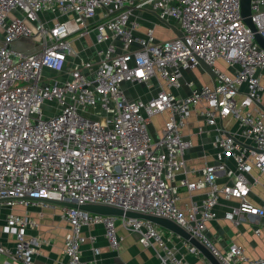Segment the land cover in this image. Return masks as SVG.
I'll return each instance as SVG.
<instances>
[{
	"label": "built area",
	"instance_id": "2783aa9c",
	"mask_svg": "<svg viewBox=\"0 0 264 264\" xmlns=\"http://www.w3.org/2000/svg\"><path fill=\"white\" fill-rule=\"evenodd\" d=\"M142 11L171 20L182 40H156L152 30L135 35ZM249 12L254 33L242 22L239 0H0V210L7 211L2 233L12 241L0 243V264H33L39 241L27 236L37 227L28 209L40 215L48 201L163 218L218 264H264V256L248 259L233 244L217 250L204 233L221 201L236 202L222 215L233 225L249 223L258 235L264 223V186L249 175L254 169L264 177V51L253 38L264 40V0H250ZM89 33L92 55L82 58L72 44ZM24 40L29 51L13 49ZM218 60L229 73L215 67ZM197 61L210 68L213 84L176 96L182 71L199 68ZM157 79L166 90L148 100L129 99L122 89ZM190 112L202 124L197 133H216L214 163L192 182L182 173L189 142L181 131ZM163 113L160 137L152 140L150 119ZM226 118L238 130L232 138L217 126ZM256 185L263 187L258 204L249 201ZM179 189L203 191V198L179 209ZM15 206L21 214L11 212ZM60 210L67 230L59 264H87L81 230L92 226L102 228L111 250L122 228L154 249L159 264H189L173 236L147 221Z\"/></svg>",
	"mask_w": 264,
	"mask_h": 264
},
{
	"label": "crops",
	"instance_id": "0c3cea01",
	"mask_svg": "<svg viewBox=\"0 0 264 264\" xmlns=\"http://www.w3.org/2000/svg\"><path fill=\"white\" fill-rule=\"evenodd\" d=\"M49 16H45L47 18ZM140 26L135 35H142L147 30H152L153 37L156 40H166L173 37L171 31L165 27L153 13L149 11H142L136 13ZM171 26L176 28L175 24L171 20H166ZM92 38L93 34L89 33L82 39L74 41L72 44L73 50L77 51L82 58H91L92 55ZM14 46L13 49L26 51L25 46L29 45V41H23ZM24 47V48H22ZM219 61V60H218ZM216 61V62H218ZM215 62V63H216ZM221 62V61H219ZM223 63V62H222ZM224 64V63H223ZM215 65V64H214ZM216 67V66H215ZM217 68V67H216ZM220 70V69H219ZM225 73H229L225 67ZM223 72V71H222ZM158 83V86L157 84ZM185 84V85H184ZM189 84V86H186ZM146 87L145 98L138 96L142 100H148L150 97L160 89L166 90L162 81L157 79L153 80L150 84H138ZM212 82L208 75H206L201 68H193L191 70H183L181 76L180 89L175 91V95L184 97L189 94L191 89H198L201 86H211ZM125 86V85H124ZM130 99V98H129ZM133 99V98H131ZM135 99V98H134ZM160 118V127L155 128L150 119L148 126V133L152 140H156L160 137L163 122L166 119V115H155L151 118ZM202 124L196 119L194 112H190L185 121V125L181 131L182 136L189 142V148L184 154V173L188 182L194 181L204 165L213 164V149L210 145L212 139L216 133L209 129H203L200 134L197 133V128ZM221 133L224 136L231 137L236 136L238 130L237 127L230 119H223L217 124ZM226 168L233 169L232 164L226 160ZM250 177L256 178L257 182L264 186V177L259 175L256 170L251 169L249 172ZM182 177V174L176 176V180ZM219 182L226 181L225 179H218ZM263 187L256 185L251 188L252 195L249 198L254 204H258L261 199ZM203 191L186 192L184 189H179L178 200L175 205L177 208L182 209L184 204L188 201L199 203L203 198ZM235 201H221L219 206L215 209L216 217L213 221L205 225L204 233L215 248L221 252L227 250L228 246L233 244L241 247L243 254L248 259H255L264 256V223L259 225L260 232L258 235L253 234L252 225L249 223H241L238 226L224 220L222 218L223 212L226 206H234ZM60 203L51 204V208H42L40 215H37V209L29 208L28 215L36 222L37 227L33 231H28L27 236L35 237L39 241L38 250L33 257V264H59L60 251L62 248V239L67 230V224L60 218L61 213ZM23 208L15 206L11 212L14 214H21ZM5 209L0 210V243L10 247L12 245L11 239L6 237L2 233L3 217L6 214ZM159 228V227H158ZM159 230L165 236H173V242L175 243V249L178 255H182L183 259L189 264H207V261L197 252V255L186 254L185 249L181 246V241H184L177 236L169 233L168 231L159 228ZM117 235L121 238L119 247L116 250H111L107 247L103 238V231L100 226H92L82 228L81 235L85 238L84 244L80 248L81 258L87 264H159L154 249L150 247L141 246L137 242V236L133 233H129L122 228H117ZM90 237L94 238L93 242L89 241ZM177 237V239L175 238ZM185 242V241H184ZM187 243V242H186ZM188 244V243H187ZM97 248L99 250L98 256H93L91 248Z\"/></svg>",
	"mask_w": 264,
	"mask_h": 264
},
{
	"label": "water",
	"instance_id": "95a60500",
	"mask_svg": "<svg viewBox=\"0 0 264 264\" xmlns=\"http://www.w3.org/2000/svg\"><path fill=\"white\" fill-rule=\"evenodd\" d=\"M249 5H250V0H239V13L240 17L242 19V22L244 25L254 33L253 26L250 23V12H249ZM154 16H156L153 13ZM156 18L165 26L167 27L173 36L177 39L182 40L180 32L171 26L166 20L160 19L156 16ZM254 41L257 44V46L264 51V40L261 39L258 35L254 34L253 35ZM199 68L208 75L210 78L212 84H213V74L208 66H206L204 63L201 61H197ZM247 149H250L247 147ZM50 204H55L57 202L55 201H48ZM61 206H65L71 209H77L86 213H92L96 215H101V216H113V217H124L128 219H141L144 221H147L159 228H162L169 233L177 236L178 238L184 240L187 242L190 246H192L206 261L208 264H218L215 259L208 253V251L201 246L197 241L192 239L186 232H184L180 227L175 225L174 223L163 219V218H158V217H153V216H148V215H142L134 212H129V211H122L120 209H115L107 206H100V205H80L76 206L73 204H65V203H60Z\"/></svg>",
	"mask_w": 264,
	"mask_h": 264
},
{
	"label": "rangeland",
	"instance_id": "374dc122",
	"mask_svg": "<svg viewBox=\"0 0 264 264\" xmlns=\"http://www.w3.org/2000/svg\"><path fill=\"white\" fill-rule=\"evenodd\" d=\"M22 43H24L22 41ZM14 47H19L18 46H14ZM25 47H28L26 48V51H29L31 49V45L29 44L28 46H25ZM24 48V47H22ZM215 66L220 69L221 71L223 72H226L225 71V67L227 68V66H225V64H223L222 62H216L215 63ZM122 89L124 90L125 94L127 95L128 98H136L138 96H142L141 98H145V95H146V87L142 86V85H123L122 86ZM236 100L238 101L239 100V97L236 96ZM49 106H54V103H50ZM160 118L159 117H154V118H151V123L152 125L155 127V128H159L160 125Z\"/></svg>",
	"mask_w": 264,
	"mask_h": 264
}]
</instances>
